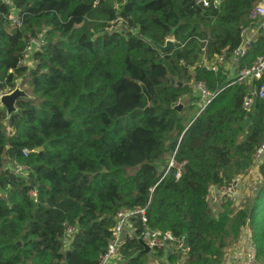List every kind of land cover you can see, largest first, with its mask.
Wrapping results in <instances>:
<instances>
[{
	"label": "trees",
	"instance_id": "obj_1",
	"mask_svg": "<svg viewBox=\"0 0 264 264\" xmlns=\"http://www.w3.org/2000/svg\"><path fill=\"white\" fill-rule=\"evenodd\" d=\"M257 3L264 0H221L218 10L194 0L0 1V91L24 77L29 97L8 120L0 110V264H98L116 214L141 209L151 230L185 238V257H133L142 231L135 216L115 264H223L244 228L264 264V157L253 195L238 208L224 197L214 212L207 201L211 187L253 166L264 145V99L244 111L245 85L201 61L203 52L212 62L241 44ZM12 16L19 26H9ZM169 37L174 50L164 56L144 41L162 46ZM30 39L43 46L28 67ZM263 54L260 29L237 71ZM198 83L216 96L194 114ZM186 97L192 104L178 113ZM67 227L76 230L65 246Z\"/></svg>",
	"mask_w": 264,
	"mask_h": 264
},
{
	"label": "built area",
	"instance_id": "obj_2",
	"mask_svg": "<svg viewBox=\"0 0 264 264\" xmlns=\"http://www.w3.org/2000/svg\"><path fill=\"white\" fill-rule=\"evenodd\" d=\"M5 3V1L0 0ZM195 5L200 8H211L213 10H218L221 4V0H194ZM7 4V3H6ZM9 4V3H8ZM248 19L255 23L254 28H244L241 33V44L233 50L229 56L224 51L221 55L215 57L212 62H208L205 58L204 52L201 57L203 66L209 70L216 72L219 67H222L225 72H228L233 77L234 83H243L246 87V94L242 100V109L248 112L255 100L264 99V54L257 57L250 67L244 68L237 71V65L243 57H245L247 51L250 48L251 43L257 38L259 30H264V5L255 4L250 12L248 13ZM118 23H122L118 21ZM9 26H19V20L16 16L10 17ZM165 41H172V37L167 38ZM43 46V39H30L28 46L25 51V59L22 64L25 66H30L32 64V55L38 51ZM194 92L200 100V111L198 114L211 102V100L216 96V94L209 93L204 84H195ZM24 156L28 154L27 151L23 152ZM264 157V145L257 148L253 156V166L260 164ZM9 172L13 175L25 177L26 173L24 169L16 164H9ZM255 167V168H257ZM253 168V167H252ZM252 168L250 170H252ZM242 183V176L235 177L228 185L222 186L220 189V195L232 198L238 196V191ZM30 196L35 200L36 191H32ZM135 216H139L142 223V231L139 239L150 249V253H155L162 251L163 253L172 252L180 254L181 259L185 257L187 252L185 245V238L175 237L170 232H160L151 230L146 226L145 209L129 211L121 210L116 214L115 221L116 224L113 228L112 235L113 240L108 245L106 253L101 257L98 264H112L113 258L117 254L119 247L122 244L124 238H132L135 232L134 226L132 224V219ZM74 228H66V237L64 245L69 244L67 238L75 233ZM246 251L244 254L243 264H257L256 262V249L251 241V236L248 234L247 241H245Z\"/></svg>",
	"mask_w": 264,
	"mask_h": 264
},
{
	"label": "water",
	"instance_id": "obj_3",
	"mask_svg": "<svg viewBox=\"0 0 264 264\" xmlns=\"http://www.w3.org/2000/svg\"><path fill=\"white\" fill-rule=\"evenodd\" d=\"M144 41L147 42L148 44H150L153 47V49H155L162 56H164L168 52L174 50V43L172 41H165V43L162 46L157 45L154 42H152L146 38ZM16 80H17V84H18L17 87L15 89H13L11 92H9L8 94L2 95L0 97V110H2L5 113L6 120H8L12 115L18 113V110L16 108V102L18 100L29 98L26 95L25 91L20 88L21 83L24 80V77L23 78H15L13 81L14 84H15ZM171 85H174L173 81H171ZM176 86H181V84L176 83ZM185 86H187V85H185ZM139 87L141 89L142 94L144 95V97L147 100V104L149 105L151 102V98H150L148 91L146 90V88L143 84H139ZM173 109L179 113L180 112V105L179 104L176 105ZM43 150H44V147H41L39 149H36L35 153L42 152ZM72 239H73V237H72ZM137 243L140 246V250L133 257H136L139 254H143V255H149L150 254V249L139 238L137 239ZM16 246L19 247L20 242L16 243ZM167 255L168 256L173 255V256L177 257V259H179V260L181 259L180 254L167 252Z\"/></svg>",
	"mask_w": 264,
	"mask_h": 264
},
{
	"label": "crops",
	"instance_id": "obj_4",
	"mask_svg": "<svg viewBox=\"0 0 264 264\" xmlns=\"http://www.w3.org/2000/svg\"><path fill=\"white\" fill-rule=\"evenodd\" d=\"M257 179V178H256ZM258 182V179H257ZM256 186V185H255ZM243 185L242 187L240 186L239 191H238V195L240 193L239 196L235 197L234 199L231 198L232 200V205L235 208H238L240 206L241 203V191L243 189ZM220 189L221 187H211L209 189V193H208V197H207V201L209 206L214 210V212H219L221 211V205H222V201H223V196L220 195ZM248 234L250 235V232L247 228H244L241 232L240 238L238 239L237 242L231 244L226 253H225V258H224V263L223 264H243V259H244V254L246 251V247H245V241H247L248 238Z\"/></svg>",
	"mask_w": 264,
	"mask_h": 264
},
{
	"label": "rangeland",
	"instance_id": "obj_5",
	"mask_svg": "<svg viewBox=\"0 0 264 264\" xmlns=\"http://www.w3.org/2000/svg\"><path fill=\"white\" fill-rule=\"evenodd\" d=\"M2 1H5V3H7V4L9 3V0H2ZM262 5H264V3ZM17 85L18 84H17V80H16L13 89H15L17 87ZM21 86H20V88L23 89ZM193 91H194V89H193ZM8 93L9 92H7V91H4V92L0 91V97L2 95L8 94ZM191 104L192 103H189L188 102V97H186L184 102L179 103V105H180V112L181 111H186L187 112V109H188L189 105H191ZM192 105H194V109H193L192 112L194 113L196 111V114H197L200 111V108H199L200 107V100H198L197 102H194ZM172 164L174 165V163L172 162V160L169 159V166H171ZM256 165L252 166L253 167V168L251 167L252 170H250L247 174L240 175V176H242L241 187H242V185L244 186L243 189H242V191H241V196H242L241 197L242 198L241 199L242 200L241 203L244 201V199L246 197H248V196L251 197L253 195V191H254V189L256 187L255 185H257V179H256L257 178V174H256V168H255V167H257ZM174 166H176V165H174ZM239 195H240V193H239ZM226 198H224V196H223V199H226ZM115 258H116V255L113 258L112 264H115ZM161 262L162 261L154 260V261H152V264H162Z\"/></svg>",
	"mask_w": 264,
	"mask_h": 264
}]
</instances>
